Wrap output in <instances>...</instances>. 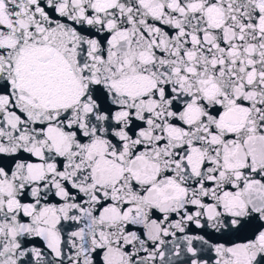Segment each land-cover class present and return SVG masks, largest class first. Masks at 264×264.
<instances>
[{
    "label": "snow or ice",
    "instance_id": "obj_1",
    "mask_svg": "<svg viewBox=\"0 0 264 264\" xmlns=\"http://www.w3.org/2000/svg\"><path fill=\"white\" fill-rule=\"evenodd\" d=\"M0 264H264V0H0Z\"/></svg>",
    "mask_w": 264,
    "mask_h": 264
}]
</instances>
